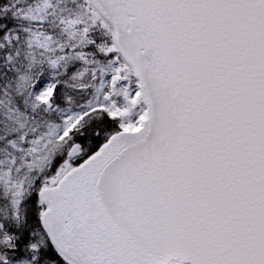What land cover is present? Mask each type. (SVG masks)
<instances>
[{"label": "snow or ice", "instance_id": "obj_1", "mask_svg": "<svg viewBox=\"0 0 264 264\" xmlns=\"http://www.w3.org/2000/svg\"><path fill=\"white\" fill-rule=\"evenodd\" d=\"M0 264H264V0H0Z\"/></svg>", "mask_w": 264, "mask_h": 264}]
</instances>
